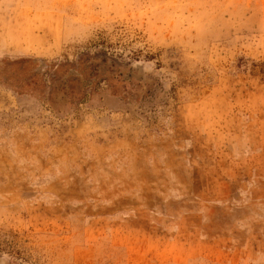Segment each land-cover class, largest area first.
Returning <instances> with one entry per match:
<instances>
[{"label":"rangeland","instance_id":"374dc122","mask_svg":"<svg viewBox=\"0 0 264 264\" xmlns=\"http://www.w3.org/2000/svg\"><path fill=\"white\" fill-rule=\"evenodd\" d=\"M117 68L70 99L52 65ZM95 58V59H94ZM0 264H264V0H0Z\"/></svg>","mask_w":264,"mask_h":264},{"label":"trees","instance_id":"16d2710c","mask_svg":"<svg viewBox=\"0 0 264 264\" xmlns=\"http://www.w3.org/2000/svg\"><path fill=\"white\" fill-rule=\"evenodd\" d=\"M90 59L91 56L83 54L75 62H61L51 66L54 78L64 77L67 82L71 100L81 98L84 89L93 86L99 78H103L111 85L122 80L119 79L114 64L106 62V57L100 59L102 65H97ZM36 66L37 63L32 59L6 61L0 68V82L18 94L39 95L45 83L42 74L35 69Z\"/></svg>","mask_w":264,"mask_h":264}]
</instances>
